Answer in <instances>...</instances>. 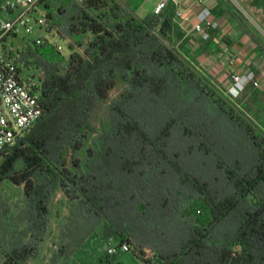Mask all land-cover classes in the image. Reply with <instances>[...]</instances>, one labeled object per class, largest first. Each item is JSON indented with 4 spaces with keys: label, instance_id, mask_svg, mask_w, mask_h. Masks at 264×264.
Masks as SVG:
<instances>
[{
    "label": "trees",
    "instance_id": "1",
    "mask_svg": "<svg viewBox=\"0 0 264 264\" xmlns=\"http://www.w3.org/2000/svg\"><path fill=\"white\" fill-rule=\"evenodd\" d=\"M36 5L69 52L33 41L19 48L20 66L36 70L41 113L18 146L0 150V184L21 186L14 200L0 193V264L38 255L57 191L75 223L93 219L102 239L150 248L153 264H264V133L180 56L173 5L144 17L107 0ZM226 5L216 0L213 10ZM229 14L263 49L243 14ZM116 78L124 86L95 126L91 116ZM186 154L210 155L211 169L192 171ZM194 200L203 220L177 217L180 203ZM170 219L179 224L170 244L150 237ZM52 245L48 264H73L78 242Z\"/></svg>",
    "mask_w": 264,
    "mask_h": 264
},
{
    "label": "rangeland",
    "instance_id": "2",
    "mask_svg": "<svg viewBox=\"0 0 264 264\" xmlns=\"http://www.w3.org/2000/svg\"><path fill=\"white\" fill-rule=\"evenodd\" d=\"M230 5H226V10L221 12L218 18L213 20L217 23L209 35L214 37L217 33V29L223 30L224 36L230 39V41L238 40L241 42L242 47L239 49H233L232 55L228 58L223 57V53L216 57V60L210 62L209 57L212 55L205 47L207 42L203 43V48L199 51L200 64L195 61L194 52L180 51V56L188 62L199 73H206L210 76V82L213 87L220 93H222L232 106L239 111L250 123L254 124L264 133V0H229ZM107 2H116L124 6L129 7L128 3L122 0H107ZM236 4L241 8L242 12ZM236 9L246 19L248 31L251 34H255L258 41L262 44L263 49H257L255 43L250 40L249 36L245 35V41L240 40L242 35L238 24L231 18L229 11ZM38 34L47 36L45 32L34 29L27 36L19 34L15 38V42L20 46L25 42V39L32 40ZM217 36V35H216ZM215 36V38H216ZM222 33L219 34L218 43L227 46L221 41ZM89 37L88 34L83 35L84 40ZM57 43L65 47L62 40L58 39ZM221 49L219 45H215L212 49L214 54L220 53ZM242 56L245 59V70L237 73L251 72L256 78L257 85H253L248 82L244 84L242 90L234 97L227 95V85L229 82L230 73L227 74L224 71V67L227 65L228 60H232ZM23 74L32 76L33 79L36 77V70L34 68H28L22 70ZM229 84V83H228ZM124 86V82L116 78L113 82L112 87L108 90L105 99L98 102L94 113L91 116V122L98 126L100 122L105 121L108 117V102L110 99L115 98ZM15 144V139L11 143L5 144L8 147ZM211 156H197L186 154L184 164L195 172H201L205 175L208 171L207 168L211 169ZM205 163V166L203 165ZM69 165V163L67 162ZM0 193L3 197L14 200L21 196V186L15 185L9 181H4L0 184ZM66 198L63 196L61 191H57L51 202V214L49 221V231L46 238L40 243L38 248V255L34 257L28 264H48L47 257L52 244H56L59 239L67 242V246L73 244V240L78 242L75 249L71 251V258L73 264H153L154 260L150 259L151 249L148 247L142 248L143 251L135 250V254L132 251H120L114 255L104 258L105 241L99 235L97 229H92L93 219H77V223L66 211L67 205ZM182 203V202H181ZM178 207L179 211L177 217L180 214L186 216L190 215L198 220H203L206 216L205 210L201 208L199 200H194L188 208L183 207V203ZM180 218V217H179ZM175 219L165 220L160 229L151 231L150 237H157L163 235L166 239V244H170L173 235L176 234V227L179 224L175 223ZM161 233V234H160ZM156 235V236H155ZM72 240V242L70 241ZM118 241L117 238H114ZM68 241L70 243L68 244ZM98 258V259H97ZM151 260V261H150ZM77 263H76V262Z\"/></svg>",
    "mask_w": 264,
    "mask_h": 264
},
{
    "label": "built area",
    "instance_id": "3",
    "mask_svg": "<svg viewBox=\"0 0 264 264\" xmlns=\"http://www.w3.org/2000/svg\"><path fill=\"white\" fill-rule=\"evenodd\" d=\"M36 2L37 0H0V150L3 145L11 143L16 137H21L41 113L38 93L34 88L35 79L22 73L25 68L21 67L18 61L20 45L15 42L16 36L19 34L27 36L34 29L43 31L46 37L38 34L32 40L25 41H33L35 44L46 43L63 56L69 52L65 40L50 25L45 11L38 7ZM167 2L173 5L171 21L182 30L183 35L191 31L201 41L209 39L207 28L214 29L217 23L210 18L211 8L206 0H193L197 10L192 22H189V17L180 10L179 0H158L151 12L157 14ZM58 39L63 41L65 47L57 43ZM248 82L257 85L256 78L251 72L230 73L227 95L236 96ZM104 241V252L107 255H114L120 251L136 253L128 242H118L113 237H107ZM149 257L154 260L152 250Z\"/></svg>",
    "mask_w": 264,
    "mask_h": 264
},
{
    "label": "crops",
    "instance_id": "4",
    "mask_svg": "<svg viewBox=\"0 0 264 264\" xmlns=\"http://www.w3.org/2000/svg\"><path fill=\"white\" fill-rule=\"evenodd\" d=\"M125 3H128L129 7L134 14H136L139 17H144L146 15L151 14V10L153 5L158 1V0H122ZM207 4L211 8V19L218 18L220 12L219 11H214L213 8L216 5V0H206ZM179 8L180 10L186 14L189 17V22H192L194 20V14L197 10L196 4L193 2V0H179ZM190 27V23L188 25ZM189 29V28H188ZM222 33V37H225L223 34V30L220 28L217 29V33L215 34L214 37L209 35V39L206 42L201 41L195 34H193L191 31H188L185 35L182 36L180 40V51H190L194 52L195 54V61L200 64V55L199 51L203 48V43H206L207 46L205 47L207 50H209V53L212 55L209 57L210 62H213L216 60V57H218L220 54L223 53V57L228 58L230 55H232V50L233 49H239L242 47L241 42L238 40H234L233 42L230 41V44L225 46L223 44L218 43V38L219 34ZM221 37V41H222ZM245 35L242 34L240 37V40H246ZM230 40V39H228ZM223 42V41H222ZM224 43V42H223ZM215 45H219L221 51L220 53L214 54L212 52V49ZM241 49V48H240ZM239 49V50H240ZM241 51V50H240ZM245 68V59L242 58V56H238L237 58H234L232 60L227 61V65L224 67V71H226L227 74L232 73V72H242L244 71ZM228 81L226 82V85H228ZM75 259V257L72 258V260ZM98 259V258H97ZM32 260V259H31ZM30 260V261H31ZM30 261L28 263H30ZM76 262V261H75ZM77 263V262H76ZM78 264V263H77Z\"/></svg>",
    "mask_w": 264,
    "mask_h": 264
},
{
    "label": "water",
    "instance_id": "5",
    "mask_svg": "<svg viewBox=\"0 0 264 264\" xmlns=\"http://www.w3.org/2000/svg\"><path fill=\"white\" fill-rule=\"evenodd\" d=\"M236 6L241 10V8L236 4ZM242 11V10H241ZM243 12V11H242ZM244 13V12H243ZM19 142H20V137H16L15 138V144L14 145H12V146H10V147H8V149H13L14 147H16V146H18L19 145ZM7 148V146L6 145H3L2 146V148H1V150L2 149H6Z\"/></svg>",
    "mask_w": 264,
    "mask_h": 264
}]
</instances>
